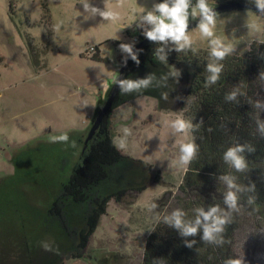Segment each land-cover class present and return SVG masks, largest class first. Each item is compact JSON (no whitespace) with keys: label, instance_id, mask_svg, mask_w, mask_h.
<instances>
[{"label":"rangeland","instance_id":"1","mask_svg":"<svg viewBox=\"0 0 264 264\" xmlns=\"http://www.w3.org/2000/svg\"><path fill=\"white\" fill-rule=\"evenodd\" d=\"M81 2L0 0V264H141L146 238L156 223L184 206L178 187L187 166L178 162L179 147L192 137L190 130L177 133L171 122L190 121L184 102L189 76L181 68L158 65L130 76L155 74L156 80L140 92L122 93L112 111L115 146L124 127L132 135L125 148L116 146L124 162L94 192H128L118 203L109 201L81 257L47 218L84 154L91 119L117 79L125 57L117 43L122 40L121 27L136 24L140 7L151 10L157 0H123L122 6L120 0H106L109 8L121 13L115 24L90 17ZM90 3L105 6V0ZM218 15L216 33L233 44L232 54L264 42V16L252 11ZM190 32L193 48L209 49L198 31ZM89 47H97L106 62L91 61L93 55L84 54ZM162 76H167L166 84H161ZM64 133L67 143L52 141ZM139 188L144 190L138 192ZM152 203L158 207L150 211ZM86 211L87 204H69L68 225L82 229ZM236 214L240 224L233 257L245 264H264V210L239 209Z\"/></svg>","mask_w":264,"mask_h":264},{"label":"trees","instance_id":"2","mask_svg":"<svg viewBox=\"0 0 264 264\" xmlns=\"http://www.w3.org/2000/svg\"><path fill=\"white\" fill-rule=\"evenodd\" d=\"M211 1L213 8L236 7L218 14L227 11H249L248 7L255 8L252 0ZM160 2L162 0H157V3ZM195 3L196 0H192L193 6ZM198 17H190L189 25ZM144 39L145 37L140 36L139 42ZM157 46L152 42L142 47L138 56L140 64L130 60L124 78L158 65L166 70L181 68L188 73L189 84L184 102L187 106L186 114L193 125L190 129L192 141L199 145V153L187 165L178 187V192L184 200L182 210L187 213L188 218H194V209L197 207L207 210L209 206L219 204L221 208L226 209L224 194L227 186L220 179L225 174L236 176V183L245 189L255 185V191L239 194V209L251 213L264 210V136H261L257 127L258 120L264 121V108L255 107L257 101L264 102V42L251 43L245 53L228 56L222 62L224 68L220 80L209 87L205 86L206 77L209 75L206 71L209 49L192 47L185 52L170 51L167 61L161 62L155 57ZM91 61L106 62L99 57L97 47H94ZM236 87H239L241 93L237 96V101H226L225 96ZM121 94L119 91L113 106L88 143L80 162L47 210V218L56 223L74 243L77 257H81L87 248L100 218L106 213L109 201L113 199L118 203L128 192L120 190L107 196H99L94 192L109 178L112 170L125 160L124 155L115 146L111 133L112 111L121 102ZM94 119H91V124ZM237 144H248L255 149L253 152L243 153L248 164L244 172H236L223 159L224 152ZM142 190L144 188L137 189L138 192ZM249 198H253L252 203H249ZM69 204H87L84 225L80 230L68 225L65 209ZM239 224L240 218L233 212L231 222L223 234L225 243L217 246L201 241L199 235L182 237L177 230L161 220L146 238L141 264H153L154 260H160L161 264H223L226 259L234 258L233 239ZM193 239L197 243L188 248L185 241L190 242Z\"/></svg>","mask_w":264,"mask_h":264},{"label":"clouds","instance_id":"3","mask_svg":"<svg viewBox=\"0 0 264 264\" xmlns=\"http://www.w3.org/2000/svg\"><path fill=\"white\" fill-rule=\"evenodd\" d=\"M252 2L259 16H264V0H252ZM122 3L123 0H120L121 6ZM81 4L84 12L88 13L90 17L99 16L103 21L113 24L121 20V13L109 8L106 0L103 8L94 6L90 3V0H82ZM197 15L199 16V22L193 30L198 31L200 37L207 40L210 49L209 63L206 66V71L209 75L205 81V86L209 87L220 80L224 68L222 62L235 51L232 43L217 35L216 28L219 15L210 6L209 0H196L194 6L192 0H162L160 3H155L151 10L140 7L139 15L136 18V26L142 29V34L148 41L158 45L155 49L156 59L166 62L168 52L175 51L179 53L192 49L194 40L189 30V22L190 17H196ZM115 39H118V37ZM119 49L126 54L125 63L127 58L130 57L137 65L140 64L138 56L142 50L135 49L134 43H120ZM154 80H156L155 74H150L142 79H118L116 84L122 93L131 94L149 88ZM166 81L167 76H162L161 84H166ZM240 94L239 87H236L225 96V100L229 102L237 101V96ZM162 95L165 99L167 98L166 94ZM255 107L264 108V102L257 101ZM202 123L203 120H201ZM171 127L177 133H184L192 129L193 125L190 121L179 118L171 122ZM196 127L198 128L199 125ZM257 127L261 136H264V121L258 120ZM122 132L123 135L116 138L119 141L118 145H116L119 149L125 148L127 138L132 135V130L128 127H124ZM68 140L69 136L67 133L52 137L53 142L67 143ZM254 150L248 144H237L229 147L224 152V162L235 169L236 172H244L248 168V164L243 153L245 151L253 152ZM198 153L199 145L195 141L182 143L179 147V164L181 166L189 165L197 157ZM220 179L227 186V191L224 194L226 209L221 208L219 204L211 205L207 210L204 207H197L194 209V218H188L187 213L182 209H175L165 216L164 222L177 230L182 237H196L199 235L200 240L205 243L217 246L223 245L225 243L223 236L225 228L231 222L232 213L239 210V194L244 191H255V185L252 184L245 189L236 183L237 177L231 174H225ZM252 202L253 198H249V203ZM157 207L156 203H152L149 210L152 211ZM196 243L195 239L190 242L185 241L188 248H192ZM45 248L51 250L48 245H45ZM153 264H161V261L154 260ZM223 264H245V260L228 258Z\"/></svg>","mask_w":264,"mask_h":264},{"label":"water","instance_id":"4","mask_svg":"<svg viewBox=\"0 0 264 264\" xmlns=\"http://www.w3.org/2000/svg\"><path fill=\"white\" fill-rule=\"evenodd\" d=\"M233 8H236V7H217V8H214V10L218 13V12H221V11H226V10H229V9H233ZM247 10L249 11H252L254 13H258L257 9L256 8H252V7H248ZM199 22V17L198 19L189 25V30H192L195 28V26L198 24ZM152 42L148 41L146 38L142 41H140L138 44L135 45V49L137 50H140L142 47L146 46L147 44H150ZM131 60V58H127L126 60V63H125V58L124 60L122 61L121 65H120V68H119V71H118V76H117V79H123L124 78V74H125V71H126V68L128 66V63L129 61ZM116 81L114 83V85L112 86L111 90L109 91L104 103L102 104V106L100 107L98 113L96 114V117L95 119L93 120L91 126H90V129L86 135V138L83 142V148H82V151L84 152L85 149L87 148V145L88 143L91 141V139L94 137L95 133L97 132L102 120L104 119L105 115L108 113V111L111 109V107L113 106V103L119 93V88L116 84Z\"/></svg>","mask_w":264,"mask_h":264},{"label":"built area","instance_id":"5","mask_svg":"<svg viewBox=\"0 0 264 264\" xmlns=\"http://www.w3.org/2000/svg\"><path fill=\"white\" fill-rule=\"evenodd\" d=\"M137 23L133 24L132 26H130L128 29L125 30V32L127 31H132L134 33V35H132V37L130 38V43H134L135 45L139 43V38L140 36L144 37V35L142 34V29L137 28ZM94 53V47H89L84 54L87 55V57L90 55H93ZM126 55V54H124Z\"/></svg>","mask_w":264,"mask_h":264},{"label":"crops","instance_id":"6","mask_svg":"<svg viewBox=\"0 0 264 264\" xmlns=\"http://www.w3.org/2000/svg\"><path fill=\"white\" fill-rule=\"evenodd\" d=\"M157 3V2H156ZM135 24V23H134ZM130 25L132 26L133 24H129V26H122L121 28V36H122V40H121V42H117V43H130V38L132 37V35L131 36H129L130 34H132V31H127V32H125V30L126 29H128L129 27H130ZM125 35V36H124ZM81 55V54H80ZM79 55V56H80ZM122 55L123 56H125L124 55V53H122Z\"/></svg>","mask_w":264,"mask_h":264}]
</instances>
